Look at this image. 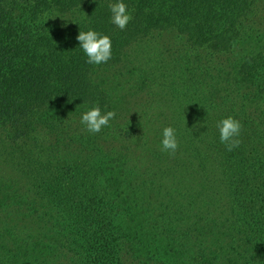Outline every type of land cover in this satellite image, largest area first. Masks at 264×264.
<instances>
[{
	"label": "trees",
	"instance_id": "obj_1",
	"mask_svg": "<svg viewBox=\"0 0 264 264\" xmlns=\"http://www.w3.org/2000/svg\"><path fill=\"white\" fill-rule=\"evenodd\" d=\"M112 2L0 0V264H264V0Z\"/></svg>",
	"mask_w": 264,
	"mask_h": 264
},
{
	"label": "clouds",
	"instance_id": "obj_2",
	"mask_svg": "<svg viewBox=\"0 0 264 264\" xmlns=\"http://www.w3.org/2000/svg\"><path fill=\"white\" fill-rule=\"evenodd\" d=\"M110 13V22L118 29L123 30L131 20V10L127 8L124 0H114L108 6ZM57 17L59 15L57 14ZM75 39L78 42L80 50L86 57V62L93 65L106 63L112 55L111 38L91 27L78 32ZM114 116L112 111H101L98 106H92L80 114V123L85 126L90 133H97L102 127L108 125ZM241 125L238 120L231 116L224 117L217 122L219 141L225 145L227 150L231 151L237 147ZM160 147L162 151L173 153L176 151L177 135L176 130L171 125L165 126L160 133Z\"/></svg>",
	"mask_w": 264,
	"mask_h": 264
},
{
	"label": "rangeland",
	"instance_id": "obj_3",
	"mask_svg": "<svg viewBox=\"0 0 264 264\" xmlns=\"http://www.w3.org/2000/svg\"><path fill=\"white\" fill-rule=\"evenodd\" d=\"M169 246H171L174 250L177 248V246H176V244L174 243V244H172V245H169Z\"/></svg>",
	"mask_w": 264,
	"mask_h": 264
}]
</instances>
